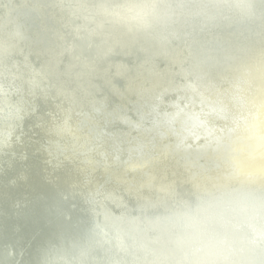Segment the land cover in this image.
<instances>
[{
	"label": "water",
	"instance_id": "water-1",
	"mask_svg": "<svg viewBox=\"0 0 264 264\" xmlns=\"http://www.w3.org/2000/svg\"><path fill=\"white\" fill-rule=\"evenodd\" d=\"M47 1L0 0V86L8 94L0 90V153L14 146L24 158L25 143L38 140L33 129L56 130L59 136L53 139L41 130L37 141L45 161L77 160L87 166L83 186L90 177L98 184L88 186L80 198L83 207L78 209L87 210L91 218L86 226L80 219L74 222L79 233H89L83 242L76 238L53 245L36 264H264V182L235 189L218 178L227 173L239 178L224 153H237L233 139L250 131L248 114L255 106L247 102V80H260L259 68L264 66V47L257 50L258 59L244 57L247 47L222 27L231 23L240 35L264 40V0ZM22 5L37 13L24 14ZM139 37L150 47L135 44ZM222 43L244 59L220 56L212 46ZM133 51L144 61L132 56ZM116 52L128 61L113 62ZM98 58L103 60L100 65ZM35 67L42 73L35 74ZM212 69L221 73L213 78ZM117 76L129 85L118 88ZM31 82L38 83L35 100L29 93ZM20 94L26 108L35 104L28 113ZM83 94L99 97L100 105L111 106L115 116L107 112L108 119L98 118L92 105L87 109L80 104ZM111 96L126 102L120 106L123 111ZM90 126L101 133L94 135ZM121 129L128 137L124 150L117 149ZM84 136L92 142L106 137L110 144L92 150ZM155 142L169 153L167 162L181 164L192 179H214L215 186L200 185L195 201L163 179L155 191L164 199L156 209L155 199L146 193L139 202L115 194L107 188L110 174L94 171L98 165L108 170L121 166L125 178L115 181L118 186L152 190L147 176H160L143 159L150 156L154 164L160 163ZM224 164L227 172L221 169ZM60 219L74 221L68 214ZM31 242L4 245L2 264H25Z\"/></svg>",
	"mask_w": 264,
	"mask_h": 264
},
{
	"label": "bare ground",
	"instance_id": "bare-ground-1",
	"mask_svg": "<svg viewBox=\"0 0 264 264\" xmlns=\"http://www.w3.org/2000/svg\"><path fill=\"white\" fill-rule=\"evenodd\" d=\"M39 3L48 5L49 1L39 0ZM20 8V10L24 11V14L31 13L30 15H32L34 13H37L32 7H28L26 5H22L20 6ZM254 26L255 28H257L258 24L254 22ZM222 29L225 34L234 35L247 47L248 53L244 57H248L250 59H258L257 50L264 47L263 39L255 36L245 37L243 35H240L236 32L231 23H225ZM200 36L203 37V34H200ZM135 44L142 47H150L149 41L142 37L137 38ZM107 45L111 46V43L108 42ZM212 47L216 49L218 54L222 57L227 56V54L230 53L233 57V60L235 61L244 59L242 54H240L237 50L228 46L227 44H214ZM20 49L21 46L19 47V50ZM163 52L165 54L167 53L165 49L163 50ZM130 54L141 61H144L145 59V57L138 51H133ZM91 55L95 58L93 52L91 53ZM33 56L37 57L36 53L33 54ZM111 60L117 63L128 61L127 57L119 52L114 53L111 56ZM102 62L103 60L98 58L97 63H99L100 65ZM134 67L135 65L131 64L132 70H134ZM33 70L35 74L37 72V74L39 75L40 71L42 73V69H40L39 67H35V69ZM35 70L37 71L35 72ZM259 70L262 76L260 80H247L248 88L251 91V95L247 98V102L255 106V109H253V111L249 112L248 114L250 118V131L243 132L242 134L237 136L236 139H233L235 142V147L238 150L237 153H224V157L226 159H229L233 163L234 169L240 174L239 178L228 173L224 176L220 175L218 177L223 180L229 187L235 189H238L242 186L252 187L256 182H264V116L262 114L264 112V66H260ZM43 71L46 77V71L44 69ZM220 73V69H212V71L210 72L213 78ZM31 84L33 85V88L29 89V93L32 97H34L35 100V97H37L38 94L35 88L38 86V83L31 82ZM115 84L118 88L123 89L129 85V81L123 76H117L115 78ZM224 84L228 86L227 83ZM0 90L4 91L3 93H5V90L2 89L1 86ZM5 94L8 96L7 93ZM117 96H111L110 98L114 102L113 105L117 106V108L123 111L124 109H121L120 106H125L126 102L120 98L118 99ZM147 98H149V96ZM20 99L22 103V109L26 113H28L30 109L35 107V104L33 103V106H29V108H26V104H24L21 94ZM78 99H80L81 101L80 104L85 106L86 108L88 105H92L96 112H98V118L100 119H108L106 118L108 115L107 112H110V115H112L111 117L115 116V112L111 109V106L108 105L105 108L104 106L100 105L99 97H94V99H91L87 94H83L80 95ZM138 105L142 106V104ZM83 116L84 115L80 116V118H82ZM79 120L80 119H75L74 121L78 122ZM96 122V124H100L101 121ZM122 125L127 124L122 123ZM43 129L44 130L41 129L42 132L44 133V131H46L47 136L51 137L52 139L56 136H59L56 130H52L47 133V129ZM90 129L92 130V133L94 135L95 131L101 133L95 126H90ZM123 129L119 130V132L121 131L124 133L121 135L122 141L117 143V145L119 144V147H117V149L121 150H124V146L127 145V142L125 140L128 139V137L126 136L127 131H123ZM33 130L36 131L38 140L25 143L24 150L26 155L24 158H20L21 156H19L18 153L19 150L14 146L11 147L8 152L0 153V163L2 164L3 169L2 172H0L1 264L2 262H6V255L3 250L4 245H11L16 247L20 244H23L27 240L32 239L30 247L31 251L25 257V264H36L37 261H40L44 258L45 250H49L53 245H67L70 240L76 238L78 243L83 242L84 235H86L88 231L86 230L82 231V233H79L76 230V224L74 222H76L78 219L84 221L85 226L86 224L91 223V218L88 211L78 208L83 207L80 198L84 195L85 189H88V186H96L98 184L97 178L90 177L88 180V184L84 187L81 183V178L83 177L84 173H86V165L79 164L77 160H71L69 162L61 163L54 160L55 162L47 163L45 161L47 155L40 148L39 143L37 142L42 135L41 130ZM72 131L73 129L70 128L69 132ZM78 131L85 135V132H83L85 131V129L83 130L79 127ZM102 131L105 133V130ZM20 133H22V130H20ZM22 135L23 134H19L20 137ZM85 136L83 140L90 143V145H93L92 150H94L95 145L108 147V145L110 144L106 140V137H98V140L93 139L95 141L94 143V141L92 142V140L86 138ZM245 141L251 142V145L246 146ZM160 144V142H155V147L159 148L157 157H159L160 163L154 164V162L151 161L152 158H150V156L143 159V165L148 167L151 173H156L161 178L151 177L152 175L147 176V180H151L154 185V189L152 190L147 189L143 191H137L129 186H118L115 181L123 180L125 178L124 168L121 166L114 167L111 168V170H108L106 167L98 165L96 166V168H94V171L100 174H110V178L112 181L108 182L107 188L115 194L121 195L122 197L129 200L139 202L141 193H146L149 198L155 199L153 200V206L156 209L162 206L159 201H163L164 199L161 192L155 191L159 190L158 187L163 184V179L167 180V184L169 186L176 188L181 193L187 195L190 200L195 201H197L196 199L201 195L197 191V188L200 185L207 187L215 186L216 182L214 179H192L189 172L183 166H181V164L174 160L172 162H167L169 153L165 148H162ZM172 155V158H178L175 153H172ZM170 169L172 170V172L170 171ZM221 169L224 172H227L228 166L224 164L222 165ZM213 170L214 169H211L210 172H212ZM213 173L215 174L214 171L212 172V174ZM71 204H74L77 209H72L70 207ZM46 207H51L53 208V210L48 211ZM60 214H68L72 216L74 221L65 223L60 219Z\"/></svg>",
	"mask_w": 264,
	"mask_h": 264
}]
</instances>
